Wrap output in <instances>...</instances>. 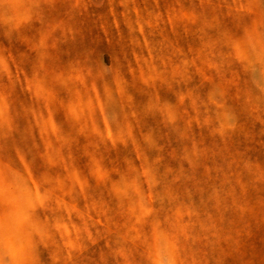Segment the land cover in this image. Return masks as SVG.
I'll return each mask as SVG.
<instances>
[{
    "label": "clouds",
    "instance_id": "9594fccd",
    "mask_svg": "<svg viewBox=\"0 0 264 264\" xmlns=\"http://www.w3.org/2000/svg\"><path fill=\"white\" fill-rule=\"evenodd\" d=\"M0 264H264V0H0Z\"/></svg>",
    "mask_w": 264,
    "mask_h": 264
}]
</instances>
